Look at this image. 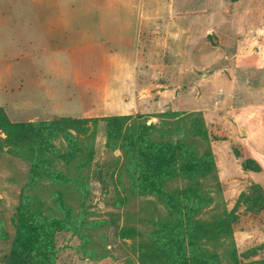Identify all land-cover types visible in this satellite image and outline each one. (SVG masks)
I'll return each instance as SVG.
<instances>
[{
    "label": "rangeland",
    "instance_id": "rangeland-1",
    "mask_svg": "<svg viewBox=\"0 0 264 264\" xmlns=\"http://www.w3.org/2000/svg\"><path fill=\"white\" fill-rule=\"evenodd\" d=\"M88 1L0 0V106L11 121L131 115L126 124L134 123L123 141L109 140L102 120L52 133L45 160L56 174L34 170L27 147H3L0 259L11 247L17 205L25 204L67 221L54 235V264H172L185 232L175 227L166 199L169 190L196 182L208 198L199 218L232 217L230 238L201 247L216 264H258L264 209L250 212L236 202L253 183L264 191V0L181 3L174 17L191 23L169 25L188 33L181 37L183 54L168 52L167 24L144 25V36L119 41L128 66L107 69L110 83L101 82V61L117 50L115 41L100 36L76 44L46 39L40 30L44 17L110 15L108 9L90 12ZM149 28L158 30L155 36L146 34ZM235 52L245 54L247 67L235 65ZM234 83L245 93L234 94ZM138 129L133 146L130 136ZM149 143L179 144L183 154L159 173ZM206 155L213 163L208 172L191 177L182 171ZM245 160L259 168L257 182L246 176Z\"/></svg>",
    "mask_w": 264,
    "mask_h": 264
},
{
    "label": "trees",
    "instance_id": "trees-1",
    "mask_svg": "<svg viewBox=\"0 0 264 264\" xmlns=\"http://www.w3.org/2000/svg\"><path fill=\"white\" fill-rule=\"evenodd\" d=\"M228 1L235 2L237 0ZM131 118V115H111L88 119L66 117L42 122H19L11 121L0 106V151L5 146H25L29 149L26 157L31 160L34 170L42 167L43 171L49 174L52 170L46 165L48 162L45 159L50 150L47 137L52 133L62 131L64 128L82 130L87 122L95 123L102 120L106 122L108 139L111 141L121 139L123 141L130 127L134 125V123L126 124ZM142 126L148 128L146 125ZM137 133V137L130 136L135 142L133 146L138 144L137 139L140 138L141 129H138ZM148 148L151 152L157 153L152 155L150 160L155 162L154 168L159 173L172 162L177 163L183 154V148L179 144L158 146L149 143ZM188 154L189 157H192V153ZM212 165L211 159L206 155L204 162H188L181 169L192 177L195 171V175L202 171L208 172ZM242 167L245 170H259L257 165L251 164L249 160H245ZM52 173L56 174V171ZM166 202L175 219V227L180 226L185 232V243L177 242L174 247L173 252L176 254L177 260H174L172 264H216L215 257L207 254L201 245H205L203 242L206 241L231 237V213L225 212L219 217H212L211 221L199 218V210L207 204L208 198L200 193L196 182H190L188 187L184 189L169 190ZM241 202L250 212L263 210L264 191L262 187L257 183L251 184L248 192L240 194L236 204ZM15 221L16 229L11 240V247L1 257L0 264H54L56 255L54 235L57 231L66 229L67 221L48 217L38 209L25 204L17 205ZM123 231L125 234V230ZM160 231L164 233V229ZM233 259L237 261L236 257ZM258 264H264V260Z\"/></svg>",
    "mask_w": 264,
    "mask_h": 264
},
{
    "label": "crops",
    "instance_id": "crops-1",
    "mask_svg": "<svg viewBox=\"0 0 264 264\" xmlns=\"http://www.w3.org/2000/svg\"><path fill=\"white\" fill-rule=\"evenodd\" d=\"M94 4L89 0L85 3V8L90 12H95V9H108L110 15L88 16V15H70V16H54L44 17L39 21L40 30L46 39L62 40L70 39L78 44L80 40H93L102 36L104 41H115L113 45L117 46V50L112 54L108 52V56L102 59L103 80L102 83H110L114 79L111 73L106 76V72L110 69L124 71L127 65V56L122 52V45L119 41L127 40L135 33L138 36H144V25L148 24H167V31L163 36L168 41V52L181 56L184 49L181 47L182 34L188 35L184 30L175 32L170 28L169 24H190V19L187 17H174L176 15L174 9L180 6L181 3L189 2V0H93ZM224 0H201L198 2L201 6H217ZM236 2V1H235ZM71 3V2H70ZM12 8L13 3L7 4ZM10 5V6H9ZM71 11L78 4H68ZM99 10V12L101 11ZM102 12V11H101ZM136 13L133 15V13ZM9 24V22H7ZM152 28V27H151ZM149 28L146 34L155 36L157 29ZM171 29V30H170ZM134 34V35H135ZM235 65L245 68L249 60L244 59L245 54L235 52ZM239 55L241 59H239ZM234 68V65H233ZM236 68V67H235ZM109 69V70H107ZM243 70V69H242ZM110 72V71H109ZM122 82L121 76L118 77ZM125 83L129 80L124 77ZM233 84V83H231ZM235 86V87H234ZM234 94L245 93L247 88L239 83L233 85ZM253 170H246V176L256 181ZM257 182V181H256Z\"/></svg>",
    "mask_w": 264,
    "mask_h": 264
}]
</instances>
